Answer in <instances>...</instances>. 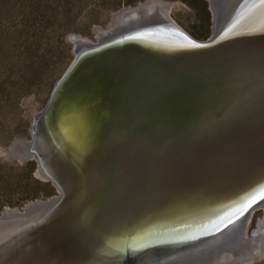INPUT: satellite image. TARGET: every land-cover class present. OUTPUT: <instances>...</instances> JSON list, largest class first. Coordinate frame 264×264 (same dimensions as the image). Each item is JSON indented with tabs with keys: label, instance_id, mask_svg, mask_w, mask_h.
I'll use <instances>...</instances> for the list:
<instances>
[{
	"label": "water",
	"instance_id": "1",
	"mask_svg": "<svg viewBox=\"0 0 264 264\" xmlns=\"http://www.w3.org/2000/svg\"><path fill=\"white\" fill-rule=\"evenodd\" d=\"M155 1L116 12L96 43L75 38V56L31 138L5 152L34 159L42 180L59 195L66 190L0 212V264H181L184 252L222 249L229 231L264 205V126L237 145L203 132L235 112L264 108V68L224 67L264 64V0L209 2L214 23L205 40L150 21ZM191 138L162 155L158 175L143 177L139 156L148 147L147 155L161 141ZM184 154L185 162L168 165ZM46 160L56 162L60 185L47 176ZM52 221L61 229L53 238Z\"/></svg>",
	"mask_w": 264,
	"mask_h": 264
},
{
	"label": "rangeland",
	"instance_id": "2",
	"mask_svg": "<svg viewBox=\"0 0 264 264\" xmlns=\"http://www.w3.org/2000/svg\"><path fill=\"white\" fill-rule=\"evenodd\" d=\"M145 1L0 0V201L23 198L14 186L26 181L25 173L18 168L27 161L10 159L5 152L12 142L31 138L35 118L45 109L57 81L75 56L78 48L75 38L96 43L98 31L107 30L116 12ZM155 5L189 38L205 40L211 36L214 19L209 0H156L154 8ZM30 161L33 177L43 184L36 188L38 197L21 207L6 205L0 212L5 208L21 210L30 202L59 195L51 181H44L36 174V161ZM262 223L264 205L248 217L246 237L235 235L230 239L231 254L216 257L219 253L216 250L199 263L212 259L215 264H264V242L259 254H247V247L253 244L247 238L258 232ZM262 239L264 236L257 245Z\"/></svg>",
	"mask_w": 264,
	"mask_h": 264
},
{
	"label": "bare ground",
	"instance_id": "3",
	"mask_svg": "<svg viewBox=\"0 0 264 264\" xmlns=\"http://www.w3.org/2000/svg\"><path fill=\"white\" fill-rule=\"evenodd\" d=\"M209 2L212 5H216V3H215L216 1L213 3L212 0H209ZM152 9L154 11L153 13L156 12V14H154V16H151L149 18L150 21H152V22H158L163 27L169 29L170 31H171V29H174L175 28L176 31H179L178 33H181L180 30L175 27V25H172L170 23V20L166 17V15H167L166 12L160 13L159 10L156 8V5H155V8L153 7ZM101 36H104L105 37L106 34H101ZM224 67H234V68L241 67L242 69L258 70V69H263L264 68V64H262V63H260V64H251L250 62H239V63H237V61H236V63L231 62V63H228V64H224ZM263 110H264V108H259L258 110H254V111H252L250 113H248V112H235L233 114H230L227 118H225L224 121L219 122L217 126L209 127L207 130H205L203 132H211L212 134H215L216 133L218 136H220L224 140L229 137L226 142H230L232 140L238 139V140H236L234 142V145H237L238 143H240L242 141L243 142H251L253 140L252 134L255 132V129L264 126V111ZM247 121H250V124L249 125L248 124H245ZM231 128L236 129V131H234L233 133H237V132H240V131H245V133L239 135L237 138H233L232 137V134L233 133L231 134V136L224 133V131H226L228 129H231ZM242 129H245V130H242ZM250 129H252V131H250ZM189 132L190 131L184 132L182 134H186L188 136L189 135ZM200 135H201V133L198 134V135H196L194 138H196L197 136H200ZM37 138H39V137H37ZM194 138H191L190 140L183 139V140L179 141L176 144H173V143L170 144V146H168V147L165 146L164 141H161L157 145L152 146L150 148L152 151L153 150L154 151H153V153L151 151V154H149V155H147L148 154L147 152L149 151V147L147 149H146V147L143 148V150H145V149L146 150H145L144 153H141L140 156H139V159L141 161H145L146 164H147L146 165V168H145V171L143 173V177H144V175H146V177H148V178L151 177V179H152L155 175H158L159 173H155V171L157 170L155 168L162 166V164L157 163L160 160H163V162H164L165 157H162V155L165 154L166 151H168L169 149H171V151H172L176 147H186V146H180L181 143L182 142L190 143V141H192V139H194ZM173 139H171V142L173 141ZM244 144L245 143L241 144L239 147H242ZM36 145L39 148V152H42V151L45 150L43 148V146H42L43 144L38 139H37ZM188 157H189V154H184V155L178 156V157L172 156V157L169 158L168 165H170V163L172 165H177L179 163H183V162H185V160ZM260 157L264 158V156H258V159ZM153 160H157V161H153ZM241 160H242L241 161L242 164L245 163V164H248V165L252 161L250 159H245L244 156L241 157ZM154 162H156V163H154ZM129 163H130V161H129ZM55 164H56V162L54 163V165ZM54 165L49 160H46V163H45V166H46L45 171L47 169V172L46 173H49V174H47V176H49L52 179H55L54 182L56 184H59L60 185L61 184V181H60V178L58 176L57 168ZM168 165H166V166H168ZM238 166H239V164L233 165V167H238ZM132 169H134V165L132 166ZM160 172H163V168L160 169ZM40 175H41V172H40ZM208 180H212V178H208ZM133 182L134 181L132 180V183ZM135 183H138V180H135ZM62 188H63V190L62 189L60 190L61 191V194L59 196L63 195L62 194L63 191L66 190V188H64V186H62ZM38 215H39V213H37V216ZM38 220H39V218H38ZM58 222L59 221H56V224ZM54 223H55V221H52L50 223V225H48V228H46L47 229L46 232H49V235L48 236H51V238H53V235L59 234V232L61 230L58 225L55 228H51L52 224H54ZM262 225H264V224L263 223L260 224L259 229H258V232L256 231L255 233H252L253 234L252 237L251 238H247L250 243L251 242L253 243L252 245H249L250 247H247V254H249L250 256H255L257 253L259 254L262 251V243L264 242L263 241L264 239L260 240L261 243L257 245L258 240L260 238H263V236H264V228L262 227ZM245 226H246V223H245V225H244L243 228H239V229L237 228V229H235L233 231H229V234L227 236V237H229V241L226 242L225 245H224V247L219 250V253H218V255L216 257H220L221 258V256H225L226 253L231 254L230 252H233L232 249H229L228 248V246H229L228 243L231 242L230 239L232 237H234L235 235L236 236L239 235L238 237H242L244 239L246 237L245 236V233H246V228H247ZM260 227H262V229ZM22 232H23V235H25L26 232H24V231H22ZM225 240L226 239L222 240L221 242H225ZM248 251H250V252L248 253ZM190 252H193V251L184 252L183 254H181L178 257L179 260H180V262H181V264H202V263H199V262L205 261L206 258H207V257H201V256H199V257L197 256L196 257L195 255H197L198 253H190ZM244 259H246V258H244ZM211 260L205 262L204 264H215V262H213L214 260L213 261H211Z\"/></svg>",
	"mask_w": 264,
	"mask_h": 264
},
{
	"label": "trees",
	"instance_id": "4",
	"mask_svg": "<svg viewBox=\"0 0 264 264\" xmlns=\"http://www.w3.org/2000/svg\"><path fill=\"white\" fill-rule=\"evenodd\" d=\"M128 4H131L132 2L127 1ZM201 38L205 39V36H202ZM19 171H22L26 175V181L19 182L17 186H14V188H18V190L23 194V198L16 199V200H1L0 201V210L4 206H17L21 207L24 203H26L29 200H33L38 197V193L36 192V188L39 185H43L39 180L35 179L33 177V162L27 161L21 164L18 168ZM7 185V183H6Z\"/></svg>",
	"mask_w": 264,
	"mask_h": 264
}]
</instances>
